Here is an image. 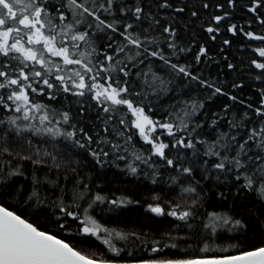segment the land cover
Listing matches in <instances>:
<instances>
[{
	"label": "trees",
	"instance_id": "16d2710c",
	"mask_svg": "<svg viewBox=\"0 0 264 264\" xmlns=\"http://www.w3.org/2000/svg\"><path fill=\"white\" fill-rule=\"evenodd\" d=\"M53 2L59 6L64 0ZM161 2L139 0L145 9V16L139 22L132 17H121L118 12L115 18L121 20V30L123 23L134 24L135 28L130 32L135 31L141 38L147 36L155 40V43L147 44V47L152 50L157 47L162 49L172 64L186 67L199 78L192 80L177 73L159 58L151 56L145 58L143 64L132 68L133 75L128 77L130 92L141 93L140 96L130 98L142 106L151 119L160 123H179L177 117H182L188 123L186 131L191 133L193 142L197 139L205 142L196 144L194 152L192 149L172 148L176 137L168 136L163 129L157 128L151 135V138L159 137L160 141L169 145L166 150L169 158L179 157L184 166L193 169L191 176L178 175L173 168L152 154L153 146L145 142L132 126L134 117L131 113L121 107L109 120L108 114L103 113L88 96L77 98L58 94L57 99L52 101L45 96H37L35 99L59 111H69L77 128L83 127L93 136L94 141L99 139L103 143L97 146L94 142L91 149L60 141L55 142L59 145L55 149L44 145L48 151L58 154L59 168L51 161L33 164L31 160L21 159L22 155L30 153L14 140H9L6 145L12 155H0V205L15 211L42 230L57 234L82 254L100 261L134 263L149 259L227 255L264 246V198L256 191L242 188L243 181H237L234 172L214 171L211 165L216 162V158L209 159L204 155L209 146L219 148L215 142L222 133H239L237 139L242 142L248 129L258 126L260 118L253 109L264 103V70L256 68L253 62H264L258 53V49L264 48V41L249 39L244 33L264 35V25L259 23V19H264V11L260 12L259 18L249 12L251 0H236L234 7L229 6V0H168L171 7L163 9L159 7ZM205 3L209 5L208 8L203 7ZM177 8L185 10L177 12ZM193 12H196L195 16ZM225 13L226 19L219 25L212 21V17ZM102 18H106L109 23L113 21V17L107 14H102ZM153 18L159 23H155ZM86 23L92 24L88 32L92 46L98 52L111 53L107 45L113 43V47H116V42L123 41V37L110 30H97L96 22L90 17ZM169 25L175 30V49L168 47L167 34L163 33V28ZM231 25L237 26L235 34L229 31ZM209 26L219 31L209 34L206 31ZM83 28L81 26V30ZM201 48L206 49L207 53L197 61ZM134 51L128 54L133 55ZM99 58L103 59L102 56ZM138 71L141 78L145 72L149 80L153 75L157 78L153 89L147 88L141 79H137L135 73ZM199 81H204L205 85ZM208 84L212 87L206 86ZM217 87L222 91L214 94ZM78 101H83V104ZM193 104L196 105L195 109ZM2 111L0 109V113ZM245 113L248 114L247 119L244 118ZM120 117L125 119L126 125L119 124ZM213 121L216 123L213 124ZM241 123L245 127H239ZM232 124L238 127L232 128ZM105 127L108 132L104 131ZM120 132H124V136H120ZM181 135L180 132L176 133V136ZM128 136H131L130 141L127 140ZM33 141L39 143V138H33ZM109 143L119 144L120 151L112 152ZM98 147L109 152V156L101 163H97L89 154ZM229 154H235L234 146ZM137 155L145 159L151 157L149 164L136 160ZM119 156L126 159H119ZM206 159L207 166L204 164ZM129 164L137 168L135 174L130 171ZM17 170L19 175H8ZM187 187L195 188L196 192H183L182 189ZM34 190L40 193L39 204L27 199ZM82 192L86 193L84 198L78 199ZM96 193L108 199L124 200L125 203L117 206L107 201L96 202L87 208ZM193 198L196 204L192 208L194 218L189 221L191 227L174 217L156 216L148 211L150 204H161L166 209L176 204L191 206ZM70 205L73 206L71 210L80 214L81 219L87 209L88 215L102 227L113 233L125 234L126 239L123 240L115 235L112 237L113 244L121 249L119 256L102 242L105 233H100V239L85 234L78 220L61 213V207ZM211 213L230 217L233 223L227 226L217 224L215 235L209 238L210 229L204 225L209 222ZM236 220L242 226L234 225ZM59 224L64 227L60 228ZM204 243L213 249L226 248L228 251L202 253L199 249ZM173 244L176 247H171ZM153 247H161L162 251L153 253Z\"/></svg>",
	"mask_w": 264,
	"mask_h": 264
},
{
	"label": "snow or ice",
	"instance_id": "6c2138e0",
	"mask_svg": "<svg viewBox=\"0 0 264 264\" xmlns=\"http://www.w3.org/2000/svg\"><path fill=\"white\" fill-rule=\"evenodd\" d=\"M236 0H229V6L234 7ZM160 8H169L168 0H162ZM204 8L209 5L205 3ZM222 7V6H219ZM65 10H61V9ZM183 12L184 8L175 9ZM248 11L254 13L259 18L260 12L264 11V0H251V7ZM117 12L121 17H132L139 22L145 16V9L139 0H64V3L57 5L53 0H0V155L7 153L12 155L8 144L9 140H14L18 145L28 149L29 155H22L20 158L31 160L33 164H46L51 161L57 168V153L48 151L44 145H49L53 149L58 147L56 141L61 143L70 142L79 148L91 149L95 142L97 146L103 141L93 140L83 127L77 128L73 122V117L69 111H59L48 104L41 103L35 99L37 96H45L49 101L56 100L58 94H65L77 98L88 96L90 100L96 102V106L103 113L108 114V119L118 113L123 107L126 112L131 113L134 120L132 126L138 130L140 137L151 144L152 154L160 158L164 164L173 168L178 175L191 176L193 169L184 166L177 157L169 158L166 150L169 145L160 141L159 137L151 138L152 133L157 128L166 131L168 136L176 137L172 143V148L196 150V144L205 143L197 139L193 142L191 133L186 131L188 123L182 117H177L179 123L154 121L147 115L142 106H139L130 97L140 96V92L131 91L128 77L133 75L132 68L144 63L148 56L159 58L165 64L179 74H183L192 80H199L186 67L172 64L165 57L162 49L158 47L154 50L147 47V44L155 43L150 37L141 38L134 30L132 23H123L121 30V20L116 19ZM102 14L113 17L111 23ZM150 15V14H149ZM193 16L196 12L192 13ZM92 18L96 23L95 27L99 31L110 30L114 34L123 37L122 42L107 45L111 49L98 52L92 46L88 29L92 24L86 23L88 18ZM224 15L212 17V21L219 25L225 20ZM155 23L158 20L153 18ZM259 23L264 25V19H259ZM81 26H84L81 30ZM236 25H231L229 31L235 34ZM206 31L209 34L219 31L218 28L209 26ZM243 31V29H241ZM163 33L167 34L168 47L175 49V30L169 25L163 28ZM252 40L264 41V35H255L251 32L244 33ZM215 39V36H212ZM228 43V41H225ZM134 51L133 55L128 53ZM183 51V49H181ZM207 50L200 49L197 54V61L200 56L206 55ZM259 56L264 58V48L258 49ZM121 54H124L123 56ZM102 56L103 59L99 57ZM255 67L264 70V62H253ZM137 79L147 88L153 89L156 84V77L153 75L149 80L148 73H135ZM205 85L204 81H199ZM162 83V82H161ZM212 87V85H206ZM220 88L214 89V94L221 93ZM236 100V97H231ZM83 104V101H78ZM203 105L201 104L200 107ZM195 109L196 105H192ZM251 107V105H249ZM83 111V107L81 108ZM255 115L260 118L257 127L248 129L243 141H238L236 135L221 134L220 139L215 143L219 145L209 146L204 155L211 159L216 158V162L211 168L217 172H234L237 181H243L241 187L248 191H256L261 198H264V103L261 107L253 109ZM188 115L187 112L184 113ZM248 118V114H244ZM119 124L126 125L125 119L120 117ZM216 121H213L215 124ZM232 128L238 125L232 124ZM239 127H245L241 123ZM127 128V126H126ZM108 132V128H104ZM182 133L176 136V133ZM124 136V132L119 133ZM99 134H97V137ZM33 138H39V143H34ZM131 140V136L127 137ZM221 140L224 142L221 143ZM235 147V154L230 155L232 147ZM112 152H119L121 146L109 143ZM224 153L221 155V153ZM97 163L109 156L108 151L103 148L91 150L89 153ZM119 159H126L119 156ZM136 160L144 164H149L151 157L142 158L137 155ZM208 165V160L204 161ZM151 166V165H150ZM130 171L135 174L137 168L128 165ZM2 170V166H0ZM19 171H12L8 175H19ZM218 178V177H217ZM155 183V180H153ZM85 189L87 186L85 185ZM183 192L195 193L196 189L187 187ZM86 193H80L78 199H83ZM223 196V193H220ZM28 200L40 202V193L32 191ZM154 199H159L154 197ZM107 201L111 205L124 204L121 199H108L96 193L87 204L91 208L96 202ZM75 203V202H74ZM196 199L193 198L191 206L176 204L166 209L161 204H150L148 211L156 216H171L179 221H183L191 227L189 221L194 218V208ZM78 207V205H75ZM73 206L61 207V213L66 217L78 220L82 225L85 234L95 236L100 239V233H105L103 243L109 250L119 256L121 249L117 248L112 237L123 240L125 234L112 232L102 227L92 216L88 215L87 209L83 212V219L80 214L71 210ZM59 220V217H57ZM233 223L230 217H225L217 213L209 214V222L204 225L210 229L209 238L215 235L217 224L227 226ZM234 225L242 226L239 220L234 221ZM63 228V224H59ZM167 246V245H165ZM171 247H176L175 244ZM153 253L162 251L161 247H153ZM202 253L214 251L227 252L228 249H213L204 243L199 249ZM0 264H109L107 261H100L88 255L82 254L64 239L58 238L57 234L42 230L28 219L23 218L15 211L0 205ZM139 264H264V246L256 247L252 250L240 251L236 254L227 255H200L182 259H149L139 262Z\"/></svg>",
	"mask_w": 264,
	"mask_h": 264
},
{
	"label": "water",
	"instance_id": "95a60500",
	"mask_svg": "<svg viewBox=\"0 0 264 264\" xmlns=\"http://www.w3.org/2000/svg\"><path fill=\"white\" fill-rule=\"evenodd\" d=\"M59 238V237H58ZM61 239V238H60ZM109 264H139V262L125 263V262H109Z\"/></svg>",
	"mask_w": 264,
	"mask_h": 264
}]
</instances>
